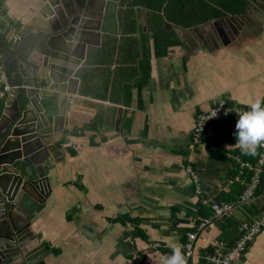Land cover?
<instances>
[{
	"label": "crops",
	"instance_id": "crops-1",
	"mask_svg": "<svg viewBox=\"0 0 264 264\" xmlns=\"http://www.w3.org/2000/svg\"><path fill=\"white\" fill-rule=\"evenodd\" d=\"M46 2L0 0V32L9 38L39 25ZM84 2V24L96 29L72 38L86 43L75 81L62 88L64 117L55 121L54 106L36 114L37 132L59 150L48 160L39 155L51 190L38 203L27 199L28 217L16 218L23 237L0 249V260L8 258L0 264H127L133 255L136 264H160L210 213L194 193L193 175L205 198L235 201L243 190L228 183L236 157L253 162L259 152L235 146V115L211 120L197 141L193 133L197 115L220 103L264 101V0ZM243 15L231 26L223 21ZM12 89L0 62V124ZM42 91L41 102L57 103L56 86L44 89L53 96ZM255 194L198 233L187 264H207L203 256L216 240H233L241 221L259 215L264 189ZM234 264H264V228Z\"/></svg>",
	"mask_w": 264,
	"mask_h": 264
},
{
	"label": "water",
	"instance_id": "water-1",
	"mask_svg": "<svg viewBox=\"0 0 264 264\" xmlns=\"http://www.w3.org/2000/svg\"><path fill=\"white\" fill-rule=\"evenodd\" d=\"M84 1L60 0L59 4L58 0H47L37 17L39 25L32 24L9 38L0 32V62L7 74V86L14 88L6 92V115H3L4 121L0 124V249L14 248L13 244L23 237L16 218L21 214L28 217L25 213L27 199L38 203V199L47 198L51 190L39 155L43 154L48 160L49 155L55 157L59 150L46 142L49 138L46 133L37 132L36 114L54 106L58 108L55 121L64 117L66 97L62 95V88L75 81L71 74L75 65L83 59L86 43L72 42V38L80 40L84 30L96 29L84 24L83 17L89 7ZM255 1L260 0H250ZM260 7L264 8V5ZM248 10L247 7L246 14ZM244 16L229 17L223 21L231 26V21L237 18L244 20ZM49 83L58 89L56 104L40 101L39 93L43 90L45 95L44 89ZM50 96L53 95L47 97ZM34 144L36 146L27 155L28 146ZM20 160L23 162L21 166L14 165ZM2 259L0 263L8 258ZM23 264L43 262L28 261Z\"/></svg>",
	"mask_w": 264,
	"mask_h": 264
},
{
	"label": "built area",
	"instance_id": "built-area-1",
	"mask_svg": "<svg viewBox=\"0 0 264 264\" xmlns=\"http://www.w3.org/2000/svg\"><path fill=\"white\" fill-rule=\"evenodd\" d=\"M4 20V15L0 10V23ZM5 95V91L0 92V98ZM250 108L233 107L229 108L223 103L209 109L205 113L197 115L194 125V140L197 141L201 134L203 135L205 127L208 123L219 117L235 115L239 118L238 113L248 111ZM238 162V170L232 179L228 181L229 184L239 183L243 190L237 200L232 202H216L209 200L203 196L198 177L193 175L194 193L199 198V203L207 207L210 213L206 217L199 219L194 231L187 233L186 241L183 244V253L188 259L193 257V246L198 238V233L207 230L213 223L220 221L223 217L231 214L234 210L247 205L250 201L255 199L256 191L260 186L261 176L264 169V147H259V152L255 161H243L236 157ZM264 228V209L259 215L249 221H241L237 227L236 237L228 240H216L212 245L211 252H205L203 259L207 264H234L236 260L240 259L245 247L251 243L256 236ZM152 249L159 247V243H150ZM137 256H132L127 264H136Z\"/></svg>",
	"mask_w": 264,
	"mask_h": 264
},
{
	"label": "clouds",
	"instance_id": "clouds-1",
	"mask_svg": "<svg viewBox=\"0 0 264 264\" xmlns=\"http://www.w3.org/2000/svg\"><path fill=\"white\" fill-rule=\"evenodd\" d=\"M250 110L238 113L235 127L236 144L243 154L255 156L264 147V101L257 99L249 105ZM168 239H172L169 237ZM181 245L172 243L171 255L161 256L160 264H187Z\"/></svg>",
	"mask_w": 264,
	"mask_h": 264
},
{
	"label": "trees",
	"instance_id": "trees-1",
	"mask_svg": "<svg viewBox=\"0 0 264 264\" xmlns=\"http://www.w3.org/2000/svg\"><path fill=\"white\" fill-rule=\"evenodd\" d=\"M261 188H259V192L262 191V188L264 189V169H263V173H262V176H261V181H260V186ZM264 209V207L260 208V212ZM259 212V213H260ZM226 235V233L224 234ZM208 252V251H207Z\"/></svg>",
	"mask_w": 264,
	"mask_h": 264
}]
</instances>
